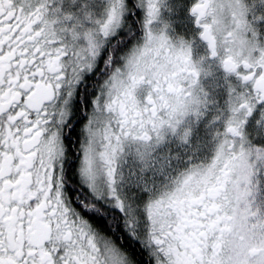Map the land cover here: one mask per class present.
I'll use <instances>...</instances> for the list:
<instances>
[{"label": "snow or ice", "instance_id": "snow-or-ice-1", "mask_svg": "<svg viewBox=\"0 0 264 264\" xmlns=\"http://www.w3.org/2000/svg\"><path fill=\"white\" fill-rule=\"evenodd\" d=\"M213 2L192 0L186 49L152 28L164 0H107L100 19L84 5L91 28L52 0H0V264H264V145L245 131L264 106V16L222 2L221 48ZM194 45L226 91L203 160L159 152L169 137L189 144L218 104Z\"/></svg>", "mask_w": 264, "mask_h": 264}, {"label": "flooded vegetation", "instance_id": "flooded-vegetation-1", "mask_svg": "<svg viewBox=\"0 0 264 264\" xmlns=\"http://www.w3.org/2000/svg\"><path fill=\"white\" fill-rule=\"evenodd\" d=\"M244 2L249 8H251V12L248 16L249 21H252L255 16H264V3H262L261 0H244ZM191 3L192 0H164V3L160 8L159 19L152 25L153 30L155 32H159L161 29H164L165 34L173 41V43H175L178 37L181 36L184 37L185 40L191 39L194 34V24L192 17L189 14ZM84 5H87L85 11H90L93 14V19H100L104 13L105 7L107 6V0H77L76 4H72L71 0H52L51 8L60 7L63 14L71 13L84 23L85 28H91L93 27V24L84 20L83 12L81 11ZM143 15V10H140V15L137 21V29H140ZM165 25H167V28H165ZM69 26H71V24H69ZM254 27L258 29L260 38L264 40V21L255 23ZM139 34L142 36V31ZM80 43L84 44L85 42L81 41ZM201 54H205L203 47L194 45L193 59H197ZM208 63L213 65L211 71L213 73L212 76L214 77V95L216 97V101H218V106L222 107L223 100L226 97L224 73L222 69L215 67L214 61H209ZM210 77L211 75L208 77H201L200 84L205 90L207 89V84H209ZM230 80L234 81L235 78L232 77ZM143 94L144 93H142L141 96H143ZM262 109H264V106H258L257 111L251 118H249V122L245 129L249 139L256 145H264V138H259L255 135L256 120L258 119ZM174 139L175 137H169L170 143L167 144H172ZM209 155L210 150H205L203 152V157L200 160H203L204 157ZM131 164L132 162L129 158L128 164L126 163L124 165L125 172L129 167H131Z\"/></svg>", "mask_w": 264, "mask_h": 264}, {"label": "rangeland", "instance_id": "rangeland-1", "mask_svg": "<svg viewBox=\"0 0 264 264\" xmlns=\"http://www.w3.org/2000/svg\"><path fill=\"white\" fill-rule=\"evenodd\" d=\"M214 88V77L211 75L206 91L210 94L209 99L216 101ZM217 106L218 104H210L206 115L203 116L198 123L192 125L193 131L189 144L177 146V141L174 139L172 144H166L165 146L161 147L159 152L162 153L171 148L173 152L179 151L182 155L187 154L188 156H192L194 159H201L203 157V152L205 150H210L212 146L210 142L214 128H209L207 125L211 121ZM194 120V117H189L186 125ZM214 127H219V125ZM253 184L256 185V191L254 193V206H259L261 209H264V168H258V174L253 178Z\"/></svg>", "mask_w": 264, "mask_h": 264}, {"label": "clouds", "instance_id": "clouds-1", "mask_svg": "<svg viewBox=\"0 0 264 264\" xmlns=\"http://www.w3.org/2000/svg\"><path fill=\"white\" fill-rule=\"evenodd\" d=\"M222 2L226 4L228 0H214L213 5L210 9V11H215L216 9H220L219 11L216 12V21L219 24V26L217 27L216 25H214L213 32L217 38L218 47L221 48L223 47L224 40L226 39L225 28L231 27L230 21L227 23V25H225V20L227 19V13L223 11V9L221 8ZM175 43L177 45L185 47L186 49L191 48V39L185 40L184 37L182 36L178 37ZM192 60L194 65L197 67V69L201 71V76L208 77L213 74L211 71L212 66L208 63L209 57L206 55V53L199 55V57L195 60L192 57ZM205 73H207L208 75H205ZM169 102L171 103L172 101L169 100ZM261 212L264 213V209H261Z\"/></svg>", "mask_w": 264, "mask_h": 264}]
</instances>
